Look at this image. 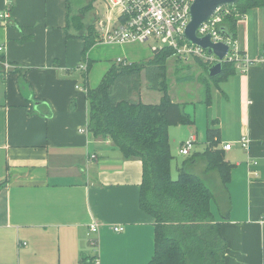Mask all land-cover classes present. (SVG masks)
Segmentation results:
<instances>
[{
    "label": "crops",
    "instance_id": "1",
    "mask_svg": "<svg viewBox=\"0 0 264 264\" xmlns=\"http://www.w3.org/2000/svg\"><path fill=\"white\" fill-rule=\"evenodd\" d=\"M6 10L8 17H0V264H146L155 224L140 207L142 161L124 157L111 138L89 132L87 92L118 58L126 64L153 58L152 43L150 51L147 42L98 37L83 55L80 36L86 31L73 26L69 0H0V15ZM236 33L233 39L248 58L264 56V6L238 18ZM198 81L203 94L206 80ZM142 90L156 89L140 86L133 99L160 101L156 90L158 101L144 102ZM173 101L192 124L168 128L170 147L191 137L193 146L203 141L188 160L204 150L206 130L214 126L218 147L233 165L223 186L200 157L189 164L214 183L210 210L224 240V264H264V61L220 82L210 104L204 94ZM186 105L203 106V140ZM242 137L248 138L245 148ZM226 143L231 147L224 150ZM91 223L99 225L95 234ZM114 225L123 231L112 230Z\"/></svg>",
    "mask_w": 264,
    "mask_h": 264
},
{
    "label": "trees",
    "instance_id": "2",
    "mask_svg": "<svg viewBox=\"0 0 264 264\" xmlns=\"http://www.w3.org/2000/svg\"><path fill=\"white\" fill-rule=\"evenodd\" d=\"M263 6L264 0H238L234 8L244 14ZM237 19L231 14L221 25L231 38L237 35ZM71 20L76 30L86 31L80 36L84 40L82 53L85 55L99 37L95 22L86 27L79 15ZM153 53V58L146 61L112 65L100 84L88 90V130L95 137L111 138L124 157L142 161L140 207L152 215L155 224L153 254L146 264H224V240L210 210L213 192L189 164L200 157L205 161V171L217 173L223 186L230 179L233 165L225 160L224 151L218 147L219 129L209 126L204 150L185 160L177 177L172 178L168 128L191 124L192 119L169 94L166 60L173 56V50L162 48ZM194 60L208 73L207 64ZM236 70L233 63L225 62L218 76L206 78L203 83L206 104L212 101V89ZM143 72L150 82L148 87L162 94L158 103L145 104L133 99L139 93ZM191 79L193 76L180 78Z\"/></svg>",
    "mask_w": 264,
    "mask_h": 264
},
{
    "label": "built area",
    "instance_id": "3",
    "mask_svg": "<svg viewBox=\"0 0 264 264\" xmlns=\"http://www.w3.org/2000/svg\"><path fill=\"white\" fill-rule=\"evenodd\" d=\"M103 15L96 22L95 27L101 40L107 43H124L130 41L159 42L161 46H151V49L168 48L173 50V55L181 60L197 59L213 65L221 61L222 64L233 63L240 72L247 71L248 67L256 62L264 61V56L253 59L248 58L238 47L237 41L230 36L221 33L220 27L224 19L234 14L238 18L244 14L238 13L234 5L222 6L197 29L198 36L209 34L213 42H223L228 46V51L223 59L215 54L208 53L206 49L184 39L183 34L190 20V6L193 0H102ZM8 10L0 15L2 19L8 17ZM3 46L0 45V51ZM118 64L126 65L125 61L118 58ZM5 62V69L9 68ZM79 69L86 70V64L81 63ZM87 133L85 128L79 129ZM194 137L184 141L179 149L180 154L188 156L193 147ZM241 147H247L248 138L242 137L239 141ZM231 144L226 143L223 149H230ZM98 223L89 225V232H98ZM122 225L112 226L116 232L123 231ZM91 244L96 245L97 239L91 238ZM97 261V262H96ZM98 263V260H95Z\"/></svg>",
    "mask_w": 264,
    "mask_h": 264
},
{
    "label": "rangeland",
    "instance_id": "4",
    "mask_svg": "<svg viewBox=\"0 0 264 264\" xmlns=\"http://www.w3.org/2000/svg\"><path fill=\"white\" fill-rule=\"evenodd\" d=\"M96 1H98L96 3ZM70 4L74 8V15H79L84 23V25L87 27L91 22L94 23V29L96 30L95 24L100 19V17L103 15L104 7L102 0H69ZM97 16V18H96ZM96 18V19H95ZM95 20V21H94ZM98 33V32H97ZM99 36V34H98ZM151 42V41H149ZM149 42L144 44L143 46L146 47L148 50L149 48ZM151 46H161L159 42H151ZM151 51V50H150ZM172 57H175L174 55ZM170 57L168 60H166L167 70V80L169 84V93L171 94V97L173 100H176L178 102L180 101H188L192 98L198 99L201 97L202 94V85L198 81V78L204 77L205 80L208 78V73L206 72L205 68L197 64L195 60L188 59V60H177L175 58ZM117 62H115L116 64ZM193 76L194 79L191 81H182L180 78ZM141 87L142 89L145 87V85H148L149 80L147 79L146 72L141 73ZM150 84V82H149ZM141 98L144 102H157L158 98L160 96L159 92L156 90H142L141 91ZM203 106H198L196 108H193L191 105H186L185 111H189V114L196 116V123L195 127H198V130L201 132V139H204V131L205 130V118L203 116ZM192 124V123H191ZM174 127L182 126L184 128H190V124H178L173 125ZM172 127V126H171ZM178 129V128H174ZM202 130V131H201ZM200 136V135H199ZM185 141L188 140L184 139ZM204 147L203 141H198L193 147L192 151H195L197 149L202 150ZM178 143L170 147L171 154H172V161H171V176L172 178H176L178 175V170L182 166L183 161L185 160V156L181 155L179 153ZM196 170L195 168H193ZM209 187L214 190V183L211 181L210 183H207Z\"/></svg>",
    "mask_w": 264,
    "mask_h": 264
},
{
    "label": "water",
    "instance_id": "5",
    "mask_svg": "<svg viewBox=\"0 0 264 264\" xmlns=\"http://www.w3.org/2000/svg\"><path fill=\"white\" fill-rule=\"evenodd\" d=\"M238 0H193L190 6V20L185 28L183 37L187 41L199 45L207 50L208 53L215 54L220 60L226 55L228 46L223 42H213L209 34L204 36L197 35V29L207 21L214 12L222 6L235 5ZM221 33L225 34L220 27ZM222 62H216L208 68V76L215 77L222 72Z\"/></svg>",
    "mask_w": 264,
    "mask_h": 264
}]
</instances>
